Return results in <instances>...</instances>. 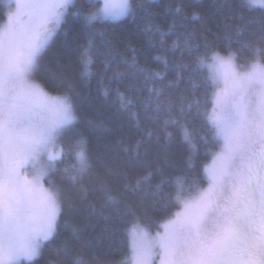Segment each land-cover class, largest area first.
Segmentation results:
<instances>
[{"label": "snow or ice", "instance_id": "obj_1", "mask_svg": "<svg viewBox=\"0 0 264 264\" xmlns=\"http://www.w3.org/2000/svg\"><path fill=\"white\" fill-rule=\"evenodd\" d=\"M237 12L240 22H229ZM158 15L151 0H17L0 26V264H264V0L229 5L216 30L184 0L167 5L166 25ZM138 18L153 47L173 37L171 55L155 56L163 70L141 67L135 54L124 60L135 69L129 84L113 73L117 114L134 120L136 138L126 139L123 125L108 138L105 120L88 119L103 142L94 153L76 128L82 92L68 71L70 45L82 76L91 75L93 52L106 73L121 38L97 33L94 22ZM58 33L67 64L58 60L45 82L44 56ZM177 136L187 167L199 159L203 175L177 171ZM82 210L106 222L95 239L130 225L119 259H101L83 235L95 225L70 224Z\"/></svg>", "mask_w": 264, "mask_h": 264}, {"label": "trees", "instance_id": "obj_2", "mask_svg": "<svg viewBox=\"0 0 264 264\" xmlns=\"http://www.w3.org/2000/svg\"><path fill=\"white\" fill-rule=\"evenodd\" d=\"M177 0H151L152 10L160 13V15L155 17V22L161 25H166L171 19L170 15H165L166 7L169 4L176 3ZM238 0H184L185 7L187 10L191 11L194 8H199L203 10V13L206 19L209 20L210 24L213 25L214 30L216 24H220L221 21L227 15L228 6L231 5L233 9L236 8ZM224 3L225 10L224 12L218 11L217 4ZM246 17H258V10L256 12L249 13L245 11L243 13ZM7 9L4 0H0V26L2 22L6 20ZM239 12L229 18V22L238 20ZM83 21L77 20L74 21V26L76 29L82 27ZM258 25H252V27H257ZM146 27V22L140 20L139 18L136 21L131 19L123 21H96L94 22L93 28L97 33L107 32L115 33L120 36V41L117 44L116 52L118 53L116 60L113 61L112 67L108 72L103 71V57L98 55L96 52L92 53L93 57V67L91 68V75L89 77H84L81 74L84 72V68L80 61V53L77 45L71 43L72 48V57H71V66L68 69L69 74L76 80L77 84L81 86L82 97L80 99L74 100V104L77 107V114L80 117L79 123L76 125V128L79 132L83 133L84 136L88 139V147L92 152L98 151L102 148L103 142L97 139V134L89 127L87 120H105L107 126L113 131L107 134L108 138L114 139L119 133L116 131L118 125H123L124 135L126 139L134 140L136 138V128L135 122L130 118L128 114H117L115 94L112 91L114 87V81L111 79L114 72H119L122 74L120 77L123 79L125 84L132 83V76L135 72V69L130 68L128 64H125L123 61L128 60L129 64L131 63V57L135 54L139 65L141 67L149 66L151 68H156L163 70V60H156L155 56L168 55L169 47L171 45V39L173 37H165L167 41L166 44L157 43L155 47L152 46L153 42H150L147 34L144 32ZM222 27V25H221ZM159 37L157 36V40ZM83 43V41H81ZM97 46L101 44V38L98 36L96 41ZM131 45V47L129 46ZM132 48H135L137 51L133 53ZM102 50V49H101ZM66 48L64 44V37L62 34L58 33L57 36L53 37L52 43L49 48L46 50L44 56V68L42 70V78L46 82L49 77V70L57 71V61L59 60L62 64H67L66 60ZM119 63V68L116 67ZM169 75H172V72H169ZM195 80L200 79L199 74L193 75ZM87 85V87H84ZM186 86V85H185ZM50 93L57 94L51 87L45 88ZM107 89L111 95L108 97L104 96V91ZM73 140L79 139L78 135H73ZM172 151L175 154V157L182 160L180 168L177 169L179 172L183 170L188 173L199 172L200 175H203L201 168V161L194 158L195 168L189 169L187 167L188 161L186 154L184 152V146L180 144L179 138L177 136L176 142L172 146ZM210 162V161H209ZM71 163V161H68ZM206 186V184L204 185ZM99 193H92L89 197L90 200H94L99 203ZM178 210L174 209L173 211ZM71 223H91L95 225V231L89 230L87 233H83L86 238H93L95 242V251L100 256L101 259H119L126 249L123 246V241L125 238V228L130 227V225L120 224L119 231L116 232L111 238H108L106 235L100 237V239H95L100 235L105 227V221L96 215H89L86 210H82L79 215L69 218ZM163 220H161V223ZM155 230V225L153 229ZM72 234L71 227L62 228V238L65 239L70 237ZM57 244L60 241H56ZM22 264H27V262H22Z\"/></svg>", "mask_w": 264, "mask_h": 264}, {"label": "rangeland", "instance_id": "obj_3", "mask_svg": "<svg viewBox=\"0 0 264 264\" xmlns=\"http://www.w3.org/2000/svg\"><path fill=\"white\" fill-rule=\"evenodd\" d=\"M4 2L6 5V9H7V15H6V20L4 22H2L1 26H3V24H5L7 22L9 12L15 11V5H16L17 0H4ZM45 91H47L50 96L57 95V94L50 93L46 89H45Z\"/></svg>", "mask_w": 264, "mask_h": 264}]
</instances>
